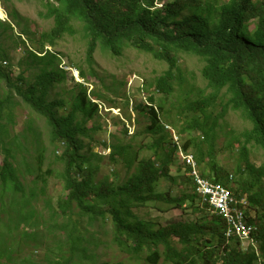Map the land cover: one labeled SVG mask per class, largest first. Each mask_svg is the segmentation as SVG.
Here are the masks:
<instances>
[{"label":"trees","instance_id":"1","mask_svg":"<svg viewBox=\"0 0 264 264\" xmlns=\"http://www.w3.org/2000/svg\"><path fill=\"white\" fill-rule=\"evenodd\" d=\"M43 2L44 15L54 20L53 26L37 34L24 27L16 36L15 45L23 47L17 63L21 72L16 78L10 48L5 45L15 36V23L0 17V121L4 120L0 135H8L16 100L46 120L51 142L56 148L64 147L59 156L67 191L60 203L62 211L69 213L75 203L91 222L111 220L113 241L135 257L145 254L148 264H264V164L258 166L251 159V147L264 151V0ZM77 33L87 41L89 71L77 67L82 81L73 75L69 78L71 69L62 65L61 53L52 49ZM128 46L167 62L168 68L147 82L146 102L133 107L136 122L141 118L148 121L143 130L130 133L123 123L122 132L129 141L118 136L110 142L96 141L95 133L103 129L96 119L104 102L115 101L91 88L93 78H99L96 51L100 48L121 55ZM181 53L203 59L204 87L187 77ZM69 80L74 83L71 87ZM176 88L180 95L173 100ZM157 93L162 95L159 99ZM230 110L241 112L252 124L240 135L228 132L225 147L238 154L233 172L222 164L217 148L219 131ZM166 125L181 140L187 133L181 146L194 154L202 176L247 199L245 219L256 227L247 247L241 239L227 235L226 220L197 191L192 170L180 161L179 145ZM142 133L150 140L136 142ZM95 142L110 149L111 164L123 162L124 179L115 169L98 177L104 156L94 151ZM140 150L151 153L140 157ZM7 151L0 166L2 193L7 186L19 192L23 184L14 155ZM163 180L170 181L168 189L161 187ZM178 186H182L180 193L174 194ZM22 202L26 207L29 204L28 200ZM150 203L178 209L182 218L168 224L145 218L137 209ZM79 232L70 227V243L85 256L87 248ZM10 248L0 258L11 256Z\"/></svg>","mask_w":264,"mask_h":264},{"label":"rangeland","instance_id":"2","mask_svg":"<svg viewBox=\"0 0 264 264\" xmlns=\"http://www.w3.org/2000/svg\"><path fill=\"white\" fill-rule=\"evenodd\" d=\"M46 11L43 0H0V17L15 23V36L11 34L12 37H9L5 43L10 48L14 78L21 72L17 63L23 56V47L15 45L16 36L24 27L35 34L50 30L54 20L45 17ZM17 22L20 24L18 25ZM76 26L82 28L79 23H76ZM27 44L30 45L29 42ZM52 49L61 53L62 65H67L68 69H71L72 74L69 73V78L73 75L76 81H82L77 67L80 65L89 71L86 62L87 41L82 34L68 35ZM96 60L99 78H93L91 88H97L116 102L114 100L104 102L101 114L96 119L102 124L103 129L95 133V139L110 142L118 136L125 142L129 141L130 137H125L122 132L123 123L126 127H130V133L143 130L147 125L148 121L145 118L136 122L138 114L133 107L139 102H146L149 95L146 91L147 82L163 73L168 68V64L131 46L125 47L121 55H114L98 48ZM180 63L192 82L199 87L206 85L201 74L204 65L202 58L195 54L181 53ZM73 84L69 80L68 87ZM2 92L3 83L0 84V95ZM179 95L180 90L176 88L172 99L175 100ZM161 96L157 93L158 99ZM16 102L14 121L8 124V135H0V166L4 163L7 149H10L14 155L12 160L23 184V190L14 192L7 186L2 193L3 185L0 179V256L5 253L7 246L11 247L9 252L11 256L4 255L0 258V264H148L145 261V254L141 258L135 257L122 250L113 241L111 220L107 223L102 220L91 222L87 215H82L75 203L69 213L62 211L60 203L63 198L65 199L67 191L61 177L64 163L59 156L64 147L57 145L56 148L51 142L50 128L42 116L25 104H18V100ZM251 126V122L241 112L230 110L219 131L218 157L231 172L238 154L237 150L231 151L225 147L227 140L230 135H240L245 130L251 129ZM175 129L178 131L176 127ZM230 131L232 133L228 135ZM198 134V132L192 133V135ZM145 137L146 135L142 133L135 140L139 143L142 140L148 141L149 138ZM186 137L187 133L183 136L182 143ZM94 151L104 156L99 178L114 169L119 172L121 178L126 177L127 170L123 162L120 161L116 165L110 163V149L95 142ZM140 152V157L151 153L148 150H140ZM251 159L258 166L264 164V151L251 147ZM170 185V181L163 180L161 187L168 189ZM181 187H174V194H179ZM13 199L16 201L11 206ZM22 200L29 201L27 207ZM137 210L145 218L155 219L162 224L182 218L180 210L164 203H150L149 206ZM21 220L24 222L20 223ZM71 220L72 222L65 226ZM71 226L72 231H80L79 234L83 237L82 245L87 248L85 256L72 248ZM75 237H78L76 233ZM250 243V240L244 241L243 247H247Z\"/></svg>","mask_w":264,"mask_h":264},{"label":"built area","instance_id":"3","mask_svg":"<svg viewBox=\"0 0 264 264\" xmlns=\"http://www.w3.org/2000/svg\"><path fill=\"white\" fill-rule=\"evenodd\" d=\"M165 127L173 131V137L179 145L178 154L180 161L191 168V175L194 177L197 191L226 220L228 225L227 235L235 236L243 242L250 240L256 231V227L245 219L247 199L238 198L229 187L215 183L202 176L194 154L182 148L180 136L170 125H166Z\"/></svg>","mask_w":264,"mask_h":264}]
</instances>
